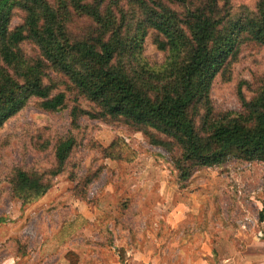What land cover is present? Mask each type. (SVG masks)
I'll use <instances>...</instances> for the list:
<instances>
[{"label": "trees", "instance_id": "obj_1", "mask_svg": "<svg viewBox=\"0 0 264 264\" xmlns=\"http://www.w3.org/2000/svg\"><path fill=\"white\" fill-rule=\"evenodd\" d=\"M17 13L21 21L11 26ZM82 16L89 27L74 30L73 18ZM149 36L164 53L159 65L143 55ZM24 42L38 53L25 55ZM247 45L264 50V0L240 12L230 0H0V128L31 98L46 112L66 107L65 91L53 93V72L76 102L71 128L87 116L140 132L170 154L179 182L233 160L262 162L264 77L237 82V110H216L211 96L217 78L230 81ZM80 98L94 108L80 107ZM75 144L73 135L56 138L54 161L41 171L16 166L8 180L11 197L27 205L44 196ZM101 151L121 159L114 141ZM100 171L76 183L77 198ZM118 252L125 263V249ZM64 257L78 264L73 250Z\"/></svg>", "mask_w": 264, "mask_h": 264}, {"label": "rangeland", "instance_id": "obj_2", "mask_svg": "<svg viewBox=\"0 0 264 264\" xmlns=\"http://www.w3.org/2000/svg\"><path fill=\"white\" fill-rule=\"evenodd\" d=\"M256 0H230L238 12L252 9ZM14 15L11 26L20 23ZM74 30L89 27L74 17ZM149 36L143 55L159 65L164 53ZM27 56L37 49L22 44ZM66 107L46 112L31 98L0 128V264H56L69 248L78 245L99 262H110L119 248L159 253L164 264H189L197 256L264 251V161H229L222 166L196 170L184 182L177 180L170 154L118 122L81 116L78 128L70 126L74 96L60 76ZM264 77V50L243 48L232 66L230 81L217 78L211 96L216 110L240 107L235 87L241 79ZM77 103L94 108L87 100ZM73 135L76 144L65 170L52 178V186L36 201L22 205L11 197L9 177L16 166L41 171L52 165V144ZM116 142L121 159L104 157L102 148ZM100 168L99 176L77 198L73 187ZM74 178V179H73ZM81 188V184H79Z\"/></svg>", "mask_w": 264, "mask_h": 264}, {"label": "crops", "instance_id": "obj_3", "mask_svg": "<svg viewBox=\"0 0 264 264\" xmlns=\"http://www.w3.org/2000/svg\"><path fill=\"white\" fill-rule=\"evenodd\" d=\"M126 262L120 260L119 252L114 253L112 259L108 263L99 262L96 258H93L90 254L84 252L83 248H80L76 245L73 248H69L68 250H73L79 256L78 264H164L161 261V257L159 253H154L150 250H140V249H131L129 250L127 247H124ZM66 250V251H68ZM65 251V252H66ZM62 257L57 260L56 264H68V261L65 259L64 254ZM253 253L249 251H239V252H226L224 254H220L210 261V258L213 256L212 252L206 254L207 256H197L194 261H189V264H264V251L259 253L258 255H252Z\"/></svg>", "mask_w": 264, "mask_h": 264}]
</instances>
